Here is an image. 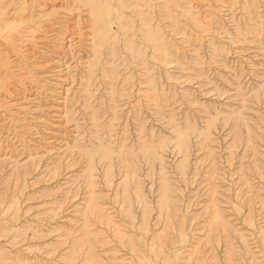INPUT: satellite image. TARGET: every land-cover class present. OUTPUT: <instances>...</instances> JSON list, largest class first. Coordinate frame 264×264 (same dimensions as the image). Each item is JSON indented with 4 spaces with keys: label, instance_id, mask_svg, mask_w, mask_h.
Segmentation results:
<instances>
[{
    "label": "rangeland",
    "instance_id": "374dc122",
    "mask_svg": "<svg viewBox=\"0 0 264 264\" xmlns=\"http://www.w3.org/2000/svg\"><path fill=\"white\" fill-rule=\"evenodd\" d=\"M0 264H264V0H0Z\"/></svg>",
    "mask_w": 264,
    "mask_h": 264
},
{
    "label": "bare ground",
    "instance_id": "6f19581e",
    "mask_svg": "<svg viewBox=\"0 0 264 264\" xmlns=\"http://www.w3.org/2000/svg\"><path fill=\"white\" fill-rule=\"evenodd\" d=\"M7 58V57H6ZM113 219V218H112Z\"/></svg>",
    "mask_w": 264,
    "mask_h": 264
}]
</instances>
